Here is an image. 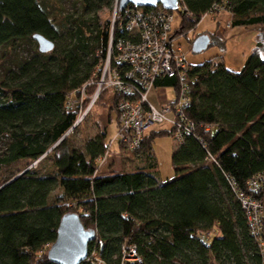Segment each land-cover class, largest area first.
<instances>
[{"label": "trees", "instance_id": "trees-1", "mask_svg": "<svg viewBox=\"0 0 264 264\" xmlns=\"http://www.w3.org/2000/svg\"><path fill=\"white\" fill-rule=\"evenodd\" d=\"M113 3L83 0L94 15ZM179 6L182 18L190 15L193 21L176 32L180 35L221 11L230 14L233 29L264 27V0H179ZM112 27L101 26L96 16L52 19L42 0H0V49L16 50L35 34L55 44L47 54L38 48L0 78V140H6L0 152V264H54L47 254L68 213L96 231L88 256L96 252L106 264H123L131 248L139 260L126 264H263L239 198L264 195L248 186L264 175L262 45L239 72L228 69L223 57L188 63L191 104L184 116L195 132L178 140L175 178L160 183L146 167L100 174L97 161L109 149L106 131L82 148L72 144L90 103L87 98L81 107L82 91L107 57ZM122 32L115 30L116 42L126 35ZM179 85L178 75H165L153 90L178 92ZM87 91L90 98L94 87ZM114 98L111 109L118 113L121 98ZM71 99L78 101L73 109ZM166 135L174 136V129L150 131L136 157L156 167L153 142ZM47 160L50 170L29 169ZM21 161L29 170L1 176ZM202 235L210 236L208 243Z\"/></svg>", "mask_w": 264, "mask_h": 264}, {"label": "rangeland", "instance_id": "rangeland-1", "mask_svg": "<svg viewBox=\"0 0 264 264\" xmlns=\"http://www.w3.org/2000/svg\"><path fill=\"white\" fill-rule=\"evenodd\" d=\"M42 4L52 19L61 20L74 16L75 18L87 20L96 16L103 27L108 23H112L116 27L118 23L114 24V21L123 13L119 11L117 0H114L111 6L98 11L96 15L87 11L83 5V0H42ZM179 11H173L174 23L171 34L176 39L173 46L175 48L180 47L183 50L190 65L196 66L223 57L228 69L239 72L243 69L249 56L260 44L262 46L258 48V52L264 60L263 26L233 29L230 25V14L221 11L204 17L194 30L187 31L185 35H180L179 33L176 34V32L181 33L183 31L181 27L193 21L189 16L182 18ZM204 35L210 37L212 45L206 51L194 53L192 49L193 43L198 37ZM36 52H38V45L34 41L32 43L24 41L16 50H10L8 47L1 48L0 78L3 77L6 71L13 68L16 62L31 59ZM105 68L110 73L108 65H105ZM108 73L105 76L106 78L102 79V83L98 79H92L90 84L85 88L83 95H81V107L87 98L90 100V103L83 110L77 130L72 136L73 146L82 148L87 139L93 138L99 132L106 131V143L109 145V149L106 159L102 164L98 165V167L101 165L99 167L100 174L132 172L141 167H146V170L157 178L160 183L172 180L176 176L175 168L172 164V156L179 146V141L175 135L157 137L154 140L153 153L156 167L153 168L147 166L144 158L140 159L136 157L134 151L138 150V148L134 151L129 150L122 142H118V114L111 107L113 101L116 100L115 96H119L121 98L120 101H122L123 96L114 91V87H112L114 86V81L112 78V80L109 79ZM89 87H94V92L90 98L87 91ZM148 98L154 107L161 110L166 104L174 101L175 91L171 87L163 88L162 91L152 90ZM169 117L174 118V115L170 114ZM171 128L172 126L168 123L157 124L147 130V133L150 131L170 130ZM5 145L6 140H0V152ZM39 162L32 164L29 169L39 168L41 172H45L52 167L51 160H47L41 164ZM27 165L26 161L18 162L10 168L3 169L1 176L8 178L17 176L24 172ZM55 194H58V192Z\"/></svg>", "mask_w": 264, "mask_h": 264}, {"label": "built area", "instance_id": "built-area-1", "mask_svg": "<svg viewBox=\"0 0 264 264\" xmlns=\"http://www.w3.org/2000/svg\"><path fill=\"white\" fill-rule=\"evenodd\" d=\"M172 12L163 9L162 5L152 8L129 5L114 21V24H118L117 27H112L107 57L95 72L94 78L102 83L108 73L105 65H108V77L114 81L112 87L116 93L123 96L118 105L117 137L118 142H122L129 150L139 149L148 134L147 130L157 124H170L177 140H181L184 134L192 135L195 132L194 126L184 116V111L191 104L190 88L185 77L189 64L183 50L173 46L176 39L171 34L174 23ZM117 28L120 31L123 29L122 33L126 35L116 42L114 33ZM165 75H178L180 85L178 92H175L174 101L159 110L149 102L148 97L155 87V81ZM77 104L76 99L68 102L71 109ZM170 114H173L174 118H170ZM106 157L107 154L99 159L98 165L102 164ZM248 186L251 192L264 194V175L251 179ZM239 198L246 212L251 234L258 241L264 264V195L259 199L240 193ZM209 237L202 235L200 238L208 243ZM131 249L123 259V264L139 260L136 251ZM82 264L106 263L99 254L93 252Z\"/></svg>", "mask_w": 264, "mask_h": 264}, {"label": "water", "instance_id": "water-1", "mask_svg": "<svg viewBox=\"0 0 264 264\" xmlns=\"http://www.w3.org/2000/svg\"><path fill=\"white\" fill-rule=\"evenodd\" d=\"M129 5L146 8L162 5L168 11H178L179 0H119V10L121 12ZM33 39L38 44L39 51L42 54L50 53L55 48V44L41 34H35ZM210 43L208 36L198 37L193 43V52L206 51ZM95 239V230L86 229L78 214L68 213L60 221L57 239L47 254L48 260L54 264H82L88 257L90 243Z\"/></svg>", "mask_w": 264, "mask_h": 264}, {"label": "bare ground", "instance_id": "bare-ground-1", "mask_svg": "<svg viewBox=\"0 0 264 264\" xmlns=\"http://www.w3.org/2000/svg\"><path fill=\"white\" fill-rule=\"evenodd\" d=\"M117 3L119 4V0H117ZM158 6H159V5H158ZM162 8L165 9L163 6H162ZM165 10H167V9H165ZM119 11H120V10H119ZM122 12H123V11H122ZM210 44H211V43H210Z\"/></svg>", "mask_w": 264, "mask_h": 264}, {"label": "crops", "instance_id": "crops-1", "mask_svg": "<svg viewBox=\"0 0 264 264\" xmlns=\"http://www.w3.org/2000/svg\"><path fill=\"white\" fill-rule=\"evenodd\" d=\"M159 90H161V91H162L163 89H160V88H159V89H158V90H156V91H159Z\"/></svg>", "mask_w": 264, "mask_h": 264}]
</instances>
